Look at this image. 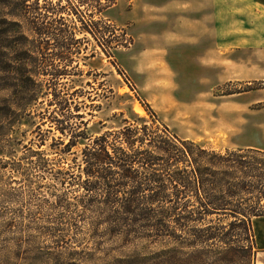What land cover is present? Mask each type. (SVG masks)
Returning a JSON list of instances; mask_svg holds the SVG:
<instances>
[{"label": "rangeland", "instance_id": "obj_1", "mask_svg": "<svg viewBox=\"0 0 264 264\" xmlns=\"http://www.w3.org/2000/svg\"><path fill=\"white\" fill-rule=\"evenodd\" d=\"M16 1L0 0V9L7 11ZM99 2L103 7L106 0H84L83 4L79 0H39L44 23L60 18L76 28V41L71 45L75 51L69 60L52 55V39L43 41L47 43L45 55L52 58L48 70L62 68L66 74L56 79L50 74L40 77L44 84L52 82V88L67 99V108L74 114L71 123L86 122L89 134H99L117 129L124 119L140 117L150 124L153 112L178 137L209 148H264V55H257L252 48H239L220 58L209 57V63L197 66L187 44L193 35L213 33L208 13L214 2L223 9L219 25L223 38L233 35L236 43H245L249 34L254 43L260 42L264 38V0H116L111 7L93 13V5ZM50 5L68 12L49 13L45 9ZM72 7L78 8L77 12ZM198 8L207 14L199 27L193 23V17L200 14ZM249 8L260 15H249ZM92 22L99 30L96 36L82 28ZM108 23L116 26L114 34ZM109 39L115 48L109 49ZM201 44H209L208 39ZM47 98L31 104L30 115L13 124V130L0 133V264H55V252L60 262L67 264H124L118 257L131 252L145 256L134 264H155L153 256L166 244L139 240L119 248L117 240L96 239L87 223L96 218L94 213H62L58 198L50 195V191L63 194L74 203L81 190L78 185L54 183L49 173L30 161L36 158L30 148L55 157L49 144L61 136L55 125L49 128L51 110L57 106L48 105ZM136 105L143 109L142 114L135 110ZM44 137L45 144L39 147ZM12 147L24 166L20 171L12 170ZM64 217L75 225H58ZM257 218L255 236L261 245L264 216ZM195 248L184 251L191 255ZM263 257L260 253V259ZM198 262L185 256L183 264H203Z\"/></svg>", "mask_w": 264, "mask_h": 264}, {"label": "trees", "instance_id": "obj_2", "mask_svg": "<svg viewBox=\"0 0 264 264\" xmlns=\"http://www.w3.org/2000/svg\"><path fill=\"white\" fill-rule=\"evenodd\" d=\"M115 3L106 0L101 7L99 2L91 10L99 13ZM9 7L0 9V133L13 130V124L30 115L31 104L52 94L48 105L57 108L51 110L49 128L55 125L61 133L49 144L55 157L30 148L31 156H36L30 161L49 173L54 183L80 187L74 203L63 194L49 192L58 198L62 213H94L96 218L87 222L93 236L117 240L119 248L139 240L166 244L153 256L155 264H183L185 256L203 264H255L253 220L264 216V148H209L178 137L153 112L150 124L140 117L124 119L117 129L89 134L86 122L71 123L74 114L53 83L40 79L43 74L52 79L66 74L62 68L48 70L52 58L45 55L43 41L52 39V55L69 60L75 51L71 46L76 41L75 26L60 18L44 23L39 0H17ZM45 10L55 15L68 12L53 5ZM107 27L114 34L116 26L108 23ZM82 28L94 36L99 33L95 22ZM112 39L109 49L116 47ZM109 49L105 51L110 56ZM45 139L40 138L39 147ZM11 152L12 170L20 171L24 166L15 157L14 147ZM64 220L58 225H75ZM189 247H197L195 253L184 251ZM122 255L118 261L124 264L145 258L137 252ZM53 257L55 264H67L60 262L58 252Z\"/></svg>", "mask_w": 264, "mask_h": 264}, {"label": "crops", "instance_id": "obj_3", "mask_svg": "<svg viewBox=\"0 0 264 264\" xmlns=\"http://www.w3.org/2000/svg\"><path fill=\"white\" fill-rule=\"evenodd\" d=\"M218 5L219 3L216 4L214 2L213 7L209 10L208 13V17H209L208 19L212 20L214 24L213 33L209 34L207 37H206V33H198L196 34V36L193 35L189 39H187V44L193 50L192 55L195 56V63L197 64V66H201L202 63H209V61L207 60V58L209 57L220 58L223 54L227 52H233L239 48H248V49L252 48L257 53V55H264V38H261L260 42L254 43L253 42L254 40H252V38L248 34L245 38V43H236L235 42L236 39L233 38L234 37L233 35H230L229 37L226 38L222 37L219 25L222 23L223 9ZM198 11L200 14L198 15V17L195 16L193 17L194 19L193 23L197 22L196 24H198L199 27L201 24L200 22L206 20L207 14L204 13L205 12L204 9L198 8ZM253 12H257V14L260 15V12L258 10L254 11V8L252 9L249 8V15ZM198 31H200V29H198ZM207 39L209 41V44L202 45L201 43L206 41ZM255 227H256V220L255 221L253 220V228L255 232L254 234H256ZM255 241L257 244V256H256L255 264H264V257L263 259H260V253H264V243L260 245V242L258 243L256 236H255Z\"/></svg>", "mask_w": 264, "mask_h": 264}, {"label": "bare ground", "instance_id": "obj_4", "mask_svg": "<svg viewBox=\"0 0 264 264\" xmlns=\"http://www.w3.org/2000/svg\"><path fill=\"white\" fill-rule=\"evenodd\" d=\"M135 110L138 112V113H140V114H142L143 113V109H141V107L140 106H135Z\"/></svg>", "mask_w": 264, "mask_h": 264}]
</instances>
